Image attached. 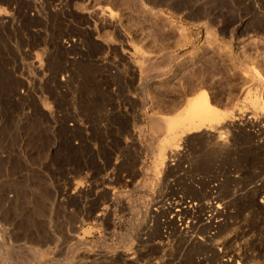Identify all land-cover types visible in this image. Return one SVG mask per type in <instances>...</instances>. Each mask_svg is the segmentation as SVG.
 Segmentation results:
<instances>
[{
    "label": "rangeland",
    "instance_id": "rangeland-1",
    "mask_svg": "<svg viewBox=\"0 0 264 264\" xmlns=\"http://www.w3.org/2000/svg\"><path fill=\"white\" fill-rule=\"evenodd\" d=\"M126 52L167 61L144 84ZM197 91L226 120L235 104L264 117V0H0V264H264L263 137L241 121L204 144L179 133L185 159L154 164L153 117ZM215 197L228 211L209 228ZM151 200L191 202L189 233Z\"/></svg>",
    "mask_w": 264,
    "mask_h": 264
},
{
    "label": "bare ground",
    "instance_id": "bare-ground-1",
    "mask_svg": "<svg viewBox=\"0 0 264 264\" xmlns=\"http://www.w3.org/2000/svg\"><path fill=\"white\" fill-rule=\"evenodd\" d=\"M104 12H107V11H101V13H97L98 15L101 16V18H107L105 17L106 15L104 14ZM95 14V15H97ZM109 15V14H108ZM104 16V17H102ZM84 19V18H83ZM85 20V19H84ZM103 20V19H102ZM104 26V25H103ZM107 26V25H105ZM102 27V26H100ZM110 28V26H108ZM112 27L114 28V30L118 31V24L117 22H113V25ZM104 28V27H103ZM112 28V29H113ZM86 35V34H85ZM89 35V34H88ZM94 35V34H93ZM87 36V35H86ZM127 53V59L129 61V64H131V68L133 66H137V68L135 69H139L141 70V72H144V84L146 81H148L149 79H151L153 74H156L160 68V65H162V63L164 61H167V58L166 57H158V56H155V55H151V54H145L142 55V54H137L136 52H126ZM124 55V54H123ZM125 56V55H124ZM124 58V57H123ZM122 58V60H123ZM125 61V60H123ZM126 62V61H125ZM127 63V62H126ZM126 65V64H125ZM133 65V66H132ZM130 66H128L129 68ZM115 68V67H114ZM117 68V67H116ZM115 68V69H116ZM118 70V69H117ZM132 71V70H131ZM129 71H126V72H131ZM108 72V71H107ZM116 72V71H115ZM141 72L139 71L140 75ZM113 73V72H112ZM120 73V72H119ZM133 74V76L137 77L136 76V71L133 70L131 72ZM122 74V72H121ZM125 74V73H124ZM128 74V73H127ZM139 75V74H138ZM115 77V74L113 75ZM129 76V74H128ZM127 76V77H128ZM158 76V75H157ZM156 76V77H157ZM113 77V79H114ZM116 77H117V73H116ZM142 77V76H140ZM120 78V77H119ZM131 78V77H130ZM139 78V76H138ZM104 79V78H103ZM122 79V77H121ZM132 80V78H131ZM117 82V81H116ZM119 82H121V80H119ZM134 84V83H133ZM105 85V84H104ZM103 85V86H104ZM123 85V84H122ZM121 85V86H122ZM97 86H100V85H97ZM120 86V87H121ZM130 87L129 88H132L131 85H129ZM101 87V86H100ZM106 87V86H105ZM109 87V86H107ZM87 88V87H86ZM90 88V87H89ZM96 89H98V87L95 86ZM94 88V89H95ZM119 88V87H118ZM125 88V87H124ZM127 88V87H126ZM127 88V89H129ZM92 90V87L90 88ZM110 89V88H109ZM106 88V90H109ZM116 90V89H115ZM119 90V89H118ZM122 90V88H121ZM124 90V89H123ZM105 91V90H104ZM114 91V90H113ZM117 91V90H116ZM126 91V90H125ZM129 91V90H127ZM94 92V91H93ZM97 92V91H96ZM95 92V93H96ZM102 92V90H101ZM101 92H97L99 93L98 95H100ZM110 92V91H108ZM120 92V91H119ZM123 92V91H122ZM94 93V94H95ZM103 93V92H102ZM101 93V94H102ZM107 93V91H106ZM128 93V92H126ZM105 94V93H104ZM103 94V95H104ZM109 94V93H108ZM118 94H122L121 92L118 93ZM245 93L244 92H240V97H242V95H244ZM97 95V96H98ZM101 95V96H103ZM117 95V94H116ZM115 95V96H116ZM135 95V94H134ZM133 95V96H134ZM100 96V98H101ZM105 96V95H104ZM111 96V95H110ZM109 96V97H110ZM127 96H129L127 94ZM99 97V96H98ZM106 97H108V95H106ZM105 97V98H106ZM108 97V98H109ZM113 97V95H112ZM132 97V96H131ZM136 97V95H135ZM99 98V100H101ZM103 98V97H102ZM108 98H106L105 100H107ZM130 98V97H129ZM139 98V97H137ZM246 94L245 96L243 97L244 99V102L241 101V103H245L246 101ZM96 99V98H94ZM114 100V98H112ZM122 99H126L128 100V97L126 98V96ZM134 99V98H133ZM132 99V100H133ZM98 100V99H97ZM102 101V100H101ZM131 101V100H128V102ZM93 102H96V100ZM110 102V101H109ZM123 102V101H122ZM135 102H138L137 100ZM250 102V101H249ZM97 103V102H96ZM104 103V102H103ZM108 103V101H107ZM124 103V102H123ZM139 103V102H138ZM253 109L254 110H257L259 108V104L256 100L254 101H251L250 102ZM99 104V103H98ZM97 104V105H98ZM127 104V103H126ZM130 104V103H129ZM133 104H134V100H133ZM132 104V105H133ZM100 105V104H99ZM131 105V104H130ZM135 105V104H134ZM137 106V104H136ZM135 106V107H136ZM141 106V105H140ZM139 106V107H140ZM143 106V105H142ZM241 106V105H240ZM237 104H235L234 108H232V111L231 113H229L232 117H230L229 119H225L224 118V114L222 112H219L217 109H215L208 101V98L206 97V94L204 92H199L197 91L195 93V95L193 97H191L190 99H187L186 100V105L184 106V111H182L181 113L178 112L176 113V115L173 114L172 112V119H169L168 118H159V117H156L154 118L153 117V120L151 121L152 123V127H154L157 131H160L161 133L165 134L164 136V139L162 142L159 143L158 145V150H157V153L155 155V162L154 164L156 163L158 166L159 165H162L165 163H167L169 160L170 161H174L175 158H179L181 156H184L183 158L181 157V161L182 159L184 160L185 159V153L186 151H184V148H180V145L177 144V136L179 135V133L183 134L184 136H191V135H194V134H199L198 136H194V137H189L186 142H191V144H193L194 142H199V143H203L205 142V140L207 139H210L213 137L214 134H222V132H220V129H231V130H235V129H238L241 127L240 124H238L237 122L241 121L242 123H247L251 129H254L255 130V135L256 137L259 139L260 137H263L261 139L260 142H258V149H259V153L261 155H263L264 157V117H260L259 119H255L254 117H250L246 120H242L240 117V113H239V110L237 108ZM175 111V109H174ZM178 111V110H177ZM171 112V111H170ZM228 114V115H229ZM169 115V114H168ZM141 123V122H140ZM174 123V124H173ZM125 125V124H124ZM127 126V125H125ZM124 126V127H125ZM246 126V125H245ZM248 126V127H249ZM247 127V126H246ZM187 144V143H186ZM190 145V144H189ZM199 145V144H198ZM192 146V145H191ZM190 146V147H191ZM194 146V145H193ZM197 146V145H196ZM199 147V146H197ZM204 148V147H203ZM206 148V147H205ZM200 149V148H198ZM203 151V149H200ZM206 150V149H204ZM195 151H197V149H195ZM201 151V152H202ZM207 152L209 150H206ZM199 152V151H198ZM199 152V153H201ZM197 153V152H196ZM198 153V154H199ZM208 154V153H207ZM206 156H211L210 154ZM200 155V154H199ZM204 154L202 153V158H204L203 156ZM259 155V154H258ZM260 156V155H259ZM201 157V156H200ZM262 156H260L259 158H261ZM177 160H180V158ZM153 160V161H154ZM264 161V159H263ZM136 162V160H135ZM180 162V161H179ZM263 163V162H262ZM155 164V165H156ZM156 165V166H157ZM264 165V163H263ZM97 168V167H96ZM263 193V191L261 190L259 195H261ZM164 199V198H163ZM198 199V198H197ZM261 200L259 201V208L264 210V198H260ZM201 200V198L199 199ZM165 201H167L165 199ZM209 203L206 204V207L205 210L202 209V212L206 213L207 214V217L206 219L204 220L205 221V225H207V227L209 228H212L213 225H216V226H219L221 223H222V220H218L220 217H224L227 215V207L224 206V204L222 202H219V198H211L209 199ZM151 204L153 203L152 200L150 201ZM149 202V203H150ZM163 202V201H162ZM148 203V204H149ZM161 203V202H160ZM160 203H153L152 205H148V207H145V214L147 215H152L154 213H157V215H159V213L162 211L164 213H167L168 215H172V219H171V223L173 226H175V228L179 229L180 232H184V233H189V229H192V225L189 223H186L185 222V219L186 218H192V214L194 213L193 211V204H191V202H185L184 200L181 201L180 203V200H178V202H175V203H170V206L168 207H164L165 204L161 203V207H158L154 210H152V207H156V205L160 204ZM229 205V204H228ZM258 207V206H257ZM207 210V212H206ZM201 213V212H200ZM204 213V214H205ZM162 214V213H161ZM166 214V215H167ZM202 214V213H201ZM156 215V214H154ZM164 215V214H163ZM194 215V214H193ZM194 217V216H193ZM201 217V216H200ZM77 228V226L75 227ZM73 233H76V230L73 231ZM74 238V236H72ZM235 239V238H234ZM194 240V239H193ZM234 241V240H231V242ZM35 242L37 244H39V248L37 249H34V251H32L35 255H40L42 253H44L46 250H50V253L52 255H54V247L51 246L54 244V242H52V240H45V241H42L40 240V238H36L35 239ZM192 243V240L188 243V245H190ZM194 243V244H193ZM192 244L196 246V243L193 242ZM187 245V246H188ZM161 247H159L157 249V251H165V249L163 248L162 245H160ZM163 248V250H162ZM192 249V248H191ZM156 250V249H155ZM165 254V253H164ZM261 255L264 257V251L261 252ZM169 259L168 262L171 263L172 261L174 262V258L171 257V254L168 255ZM141 257L143 256H139L138 258L137 257H128L126 254H123V255H119L117 256V259L116 261L118 262V264H138L137 260H140ZM39 259V257H38ZM37 259V260H38ZM248 261L244 262V263H240V264H260L254 260H251L250 259V256L248 257ZM34 260V259H33ZM201 260V259H200ZM172 262V263H173ZM206 262V261H205ZM41 264L40 261H36V262H32V263H29V262H16V264ZM205 264L203 263V260L200 262H198V264ZM192 264V263H191ZM195 264V263H194ZM197 264V263H196Z\"/></svg>",
    "mask_w": 264,
    "mask_h": 264
}]
</instances>
